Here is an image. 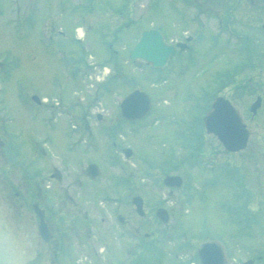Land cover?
<instances>
[{
    "label": "rangeland",
    "instance_id": "rangeland-1",
    "mask_svg": "<svg viewBox=\"0 0 264 264\" xmlns=\"http://www.w3.org/2000/svg\"><path fill=\"white\" fill-rule=\"evenodd\" d=\"M180 3L181 0H0V60L13 66L8 80L1 85L4 92L0 100L6 105L1 118L6 121L10 148L19 145L16 164L19 160L23 163L18 171L5 170L15 182L11 188L3 181V188L12 191L11 200L4 203L18 210L14 218L17 221H35L31 204H43L55 226L56 240L60 237L63 242V231L71 232L68 237L80 264H124L129 258L130 264H182L187 259L192 264L196 263L192 259L195 247L204 237L227 239L229 264H240L248 257L255 260L257 256L262 261L254 264H264V101L257 117L253 118L248 109L256 94L264 100L263 91L203 90L207 78L200 76L198 80L190 70L153 83L158 74L150 71L149 64L139 62L142 68H137L127 60L126 49L133 45L131 34L136 30L113 36L115 19L119 23L133 19L138 33L155 26L169 38H179L181 30L188 26L177 9ZM28 7L36 12L30 14ZM52 26L55 32H63V38L50 36ZM76 26L83 31L85 54L91 52L101 64L85 75L76 73L72 79L68 72L73 68L67 70L61 59H70L72 66L71 60L82 53L81 45L75 48L67 41L76 33ZM102 29L108 33L101 36L100 42ZM106 45H112L117 52L109 53ZM210 46V40L205 38L202 52ZM207 59L206 54L199 55L201 67L208 64ZM114 64L124 72L123 79L115 80L119 72ZM105 73L103 82H95ZM186 82L192 87H185ZM133 86L150 94L152 107L148 116L130 124L122 120L118 101ZM94 87L101 95L99 105L92 98ZM186 92H190L188 98L183 97ZM218 93L232 101L247 124L248 142L238 152L224 149L215 136L201 127L199 115L205 111L206 99L210 102ZM33 94L47 97V105L33 104L29 99ZM56 98L61 104L52 111L48 105ZM88 101L94 103L93 113L101 115L99 119L96 114L89 117L94 139L86 135L82 116ZM193 138H200L199 147H190L197 143ZM126 146L132 148L131 159L124 157L122 148ZM191 149L196 150V156ZM92 160L99 163L100 169L94 180L83 176L84 167ZM45 164L57 167L61 180L51 181L37 169ZM27 167L30 181L17 183L14 172L17 178L21 174L26 179ZM218 167H225L230 176L223 174L214 186L208 184ZM165 173L183 177L182 186L173 188L170 194V188L162 182ZM39 178V185L49 191L54 207L50 206L51 200L44 201L43 195L38 199L28 191L29 185L35 190L34 179ZM227 178L232 180L231 187ZM0 182L2 185V179ZM135 194L143 198L142 216L135 213L130 201ZM117 202H121L119 209L128 230H137L142 238L116 236L111 209ZM4 203L0 200L6 219L19 231ZM159 206L168 210L166 223L155 217ZM232 218L238 223H233ZM143 233L148 235L143 238ZM100 248L102 252L95 256L93 251ZM125 248L131 256L125 255Z\"/></svg>",
    "mask_w": 264,
    "mask_h": 264
},
{
    "label": "flooded vegetation",
    "instance_id": "flooded-vegetation-1",
    "mask_svg": "<svg viewBox=\"0 0 264 264\" xmlns=\"http://www.w3.org/2000/svg\"><path fill=\"white\" fill-rule=\"evenodd\" d=\"M177 9L180 10L181 17L185 19L188 26L181 30L179 38H169L165 34L166 40L174 47L165 67L168 74H180L190 70L198 80L200 76L207 78V82L204 83L206 86L204 88L206 89H264V5L253 4L248 0H181ZM119 22V20L115 19L112 23L117 34L118 31L122 34L124 32L128 34V31L132 32L135 29L136 32H132L131 37L134 39V37L138 36V25L133 19L129 23ZM106 33L108 31L103 32L102 29L100 35L103 36ZM52 34L59 36L58 31L55 32L53 26L50 36ZM205 38L210 40L211 46L209 50H203L202 52L201 45L204 43ZM201 54H206L208 57V64L204 67L200 66L199 55ZM220 59L224 60L220 61ZM8 77L9 74L7 72L5 76L0 70V95L4 92L1 85L8 80ZM4 105V102L0 100V108ZM2 112L3 110L0 109V179H2V185L0 182V199L4 203L11 200L12 191L9 188H3V181H7L10 187L12 186V181L15 182L10 175H7L6 171L8 169L18 171L23 163L19 160V165L16 164L20 157L19 147L11 149L6 142L8 131L6 121L1 118ZM255 116L257 114L252 117ZM37 169L42 174L44 172V176H47V179L51 181L61 180V176L58 173L59 169L56 167L45 164L37 167ZM13 170L11 175H13ZM30 173L27 167L24 171L27 176L26 179H24V176L22 178L21 174L20 178H17L16 172H14L13 177L18 180L17 183H20L21 180L26 183L30 181ZM41 178L34 179L35 190L33 188L30 189V185L28 187L30 193L33 192L35 197L38 195V199L41 197L39 195H42V187L39 185ZM69 180L73 181L74 179ZM15 192L17 193V191ZM38 203L40 205V202ZM120 205L121 203L118 205V209ZM5 206L9 211L10 217L14 220L19 214L18 210L16 208L11 210L10 205L7 204ZM40 206L46 215L43 204ZM121 214L123 215L124 213L121 212ZM124 218L123 215V221L126 220ZM19 219L21 220H14V223L18 225V229L26 230L32 227V221ZM50 225L52 227L51 244L56 256V264H80L75 257H71L70 262L64 252L66 248L64 234L63 242L60 241V237L56 240L55 226L53 223H50ZM73 232L72 236L74 235ZM129 233H131V237L138 239L137 230H129ZM85 245L83 243L84 249ZM129 246L132 247V245ZM94 254L96 255V251ZM97 261L101 263L102 260L99 261L97 259ZM224 264H228L226 260Z\"/></svg>",
    "mask_w": 264,
    "mask_h": 264
},
{
    "label": "water",
    "instance_id": "water-1",
    "mask_svg": "<svg viewBox=\"0 0 264 264\" xmlns=\"http://www.w3.org/2000/svg\"><path fill=\"white\" fill-rule=\"evenodd\" d=\"M253 3L264 4V0H249ZM172 47L163 42L162 36L155 28L144 30L137 43L132 48L131 57H140L152 62L155 67H161L166 63L172 53ZM35 100L36 97L33 96ZM260 104V97L250 105V110L255 112ZM150 108V99L143 91L134 90L120 102V110L126 119L132 120L144 116ZM203 121L208 132H213L230 150H238L245 147L248 131L242 122L237 110L230 102L218 96L211 104V109L204 115ZM128 152V151H127ZM128 154V153H126ZM90 177L98 174L95 164L86 167ZM164 183L168 186H179L181 177L167 175ZM136 210L142 214V199L140 196L132 198ZM32 208L38 218L36 243L30 246L28 237L24 233H18L6 219L3 208L0 205V264H54V254L49 244L51 230L45 219L44 213L33 204ZM156 216L163 222L168 220L166 209H156ZM197 255L201 264H222L223 253L219 244L215 241L204 242L197 249ZM243 264H251L247 260Z\"/></svg>",
    "mask_w": 264,
    "mask_h": 264
},
{
    "label": "bare ground",
    "instance_id": "bare-ground-1",
    "mask_svg": "<svg viewBox=\"0 0 264 264\" xmlns=\"http://www.w3.org/2000/svg\"><path fill=\"white\" fill-rule=\"evenodd\" d=\"M78 32L82 34V31H81V29H79V30H78Z\"/></svg>",
    "mask_w": 264,
    "mask_h": 264
}]
</instances>
